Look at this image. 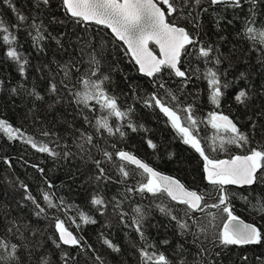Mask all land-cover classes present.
<instances>
[{"label": "trees", "instance_id": "obj_1", "mask_svg": "<svg viewBox=\"0 0 264 264\" xmlns=\"http://www.w3.org/2000/svg\"><path fill=\"white\" fill-rule=\"evenodd\" d=\"M9 2L28 17L27 21L21 23L17 19ZM9 2L0 0V22L16 37L11 47L27 63L21 74L18 64L6 56L9 45L0 39V81L3 82L0 84V119L20 129L23 134L9 139L0 132V238L20 246L18 264H41L43 259L48 264H65L62 259L64 252L74 257L68 264H101L97 256L101 257L102 264H141L138 249L144 246V241L130 226L132 208L137 205L145 212L144 235L149 243L155 245L149 251L162 252L171 264H179L180 259H184L186 264H264V240L247 247H224L201 237L202 246L207 249L201 253L200 241L193 243L192 235L181 234L176 222L156 207V204L164 203L173 209V214L182 217L183 205L167 197L156 199L150 194L143 197L127 194L130 198L125 199L126 185L117 182L120 176L116 166L121 162L115 156L117 151H128L154 169L178 178L187 188L214 194L213 186L204 178L202 160L195 150L183 143L181 135L158 106H146L145 101L153 94L173 107L181 115L182 122L185 113L181 109L191 106L199 122L198 132L194 134L204 146L211 144L217 135V130L208 123L211 112L228 116L239 131L248 136V144L243 147L230 145L226 152H212L206 147L210 158H229L231 155L249 154L252 149L264 150V44L250 39L252 34H245L247 27L264 30V0H256L255 4L242 0V8L211 5L210 0H202L200 8H193L191 5L185 7L183 0H178L186 18L177 13L167 17L169 22L184 27L203 46L210 44L214 49L213 58L205 64L202 58H197L199 45L195 48L187 46V54H182L179 65L192 77L186 86L183 78L176 77L166 68L150 78L141 75L122 43L115 40L107 28L77 24L65 14L62 0H49L47 8L43 5L35 7V0ZM189 11L190 17L187 16ZM33 20L41 26L45 37L38 47L32 39L35 35L30 28ZM82 45H86L83 53ZM93 53L99 61V70L93 79L107 76L102 86L108 95L116 97L121 110L131 108L124 120L109 118L110 126H120L124 137L97 133L92 124L85 122L84 116L94 124L101 115L99 106L90 101V108L97 110L85 109L64 87V84H69L70 87L75 86L73 91L80 90L81 85L77 81L89 68V54ZM215 57H219V64L215 63ZM70 62L76 64L80 72L72 69L68 80L64 78L62 68ZM208 68L216 71L222 85H227L221 89L223 95L219 107L209 100L210 86L203 76ZM162 83L163 88L160 87ZM52 84L56 85L55 92L50 90ZM13 88L15 93L11 91ZM240 91L247 93L244 103L235 99ZM172 96L176 99L173 100ZM128 120L136 131L127 127ZM45 132L49 135H43ZM81 133L93 136L92 144H85L83 150L79 147L83 143ZM219 134L224 135L222 131ZM29 137L38 145L46 144L57 155L37 151L25 142ZM149 140L155 148L149 147ZM101 149L113 153V160L107 161ZM97 160L102 161L100 166L111 177L110 180L96 179L99 174ZM139 179L137 175L127 184H135ZM22 184L27 185L31 195L45 207L41 216L35 215L38 209L32 201L25 199ZM49 184L52 187L49 188ZM226 189L231 193L233 213L257 225L264 233V213L254 210V206L264 202V180L249 187L226 186ZM42 192L51 193L56 203L62 200L67 211L48 209ZM96 196L103 198L106 206H94L91 200ZM117 201L122 202L120 208L128 213L123 222L120 209H115ZM205 202L212 204L216 201L206 196ZM210 211L215 213L217 210ZM80 213L91 217L95 223H83ZM56 217L81 239L83 251L66 245L55 246L53 241H58L54 227ZM9 221L15 222L23 233L22 237L16 228L11 233L7 232L6 229L12 226ZM104 239L117 245L120 251L109 249L104 245Z\"/></svg>", "mask_w": 264, "mask_h": 264}, {"label": "snow or ice", "instance_id": "obj_2", "mask_svg": "<svg viewBox=\"0 0 264 264\" xmlns=\"http://www.w3.org/2000/svg\"><path fill=\"white\" fill-rule=\"evenodd\" d=\"M5 2H9V0H5ZM244 2L255 4L256 0H244ZM201 4L202 0H183L185 7L191 5L193 8H200ZM210 4H223L233 8L243 7L242 0H210ZM41 5L47 8L49 0H35V7L40 8ZM62 6L65 14L77 24L94 23L95 25H103L107 29H110L115 38L126 45L125 51L126 53H131V57L139 66V71L149 77H153L166 68L176 77L183 78L184 86H186L192 77L189 76L187 71L181 70L179 65L182 54H187V46L191 45L195 48L199 45L197 58H202L205 64H208L210 59L213 58L214 49L212 45L203 46L184 27L177 26L174 22H169L167 17L174 16L177 13H179L181 18H186L184 9L179 6L178 0H62ZM9 7L13 8L17 19L21 23L27 21L28 17L19 13L10 2ZM201 10L206 11L207 9ZM187 16H191V11L187 13ZM249 23L252 22L249 21ZM13 27L18 28L19 25H13ZM30 28L35 31L32 39L38 47L40 41L45 38L41 32V26L33 20ZM0 33H3L0 39L9 45L6 56L18 64L19 70L23 74L24 65L27 61L22 59L14 47H11L16 37L11 34L9 28L3 22H0ZM29 34L32 35L31 32ZM245 34H252L249 37L250 39L253 41L259 40L260 43L264 44V30L247 27ZM150 43H154L159 47L161 58H158L150 50ZM85 47L86 45L81 46L82 53ZM220 62L219 57H215V63L219 64ZM88 63L89 68L86 73L82 74L77 81L81 85L80 90L73 91L75 86L70 87L69 84H64V87L75 97V102L82 104L85 109L97 110L90 108V101H95L96 105L99 106L98 111L101 112V115L96 118L94 124L87 116H84L85 122L92 124L97 133L102 135L103 132H107L109 136L119 134L121 137H124L125 133L120 126H116L115 128L110 126L109 118L115 117L119 120H124L128 117L131 108L121 110L116 97L108 95L102 86L104 81L108 79L107 76H104L102 79H93V77L97 76L99 70V61L94 53L89 54ZM72 69L78 73L80 72L79 67L71 62L63 66L62 71L65 79H71L70 73ZM195 71L198 72L199 69ZM203 76L210 86V103L219 107L220 98L223 95L221 89L222 87H227V85L221 84L218 74L211 68L206 69ZM2 83L0 81V84ZM160 87L163 88L164 84L162 83ZM50 90L55 92L56 85L52 84ZM11 91L15 93L16 89L13 88ZM32 94L36 95L35 93ZM37 98L39 97L37 96ZM172 99L175 100L176 97L172 96ZM235 99L239 103H244L247 99V93L240 91ZM145 104L146 106H152L153 104L158 106L160 111L168 117L172 127L181 135L183 143L190 145L202 157L204 161L203 171L206 174L207 182L213 186L214 194L198 193L195 190H190L178 179L162 175L135 155L120 150L115 153V156L121 162L116 166L120 176V180L117 182L126 185V195L124 198H130L127 194H139L142 197L145 194H150L153 198L160 199L167 197L170 201L183 205L184 207L181 209L183 212L182 217L173 214V209L164 203L156 204V207L162 214L176 222L181 234L192 235L194 238L193 243L200 241L199 252L201 253L207 251L202 246L203 240L224 247L230 245L260 244L264 240V233L255 225L245 223L234 215L230 204L231 193L227 191L226 186H251L260 180H264V150L252 149L249 154L231 155L228 159L210 158L206 154V147L212 152H226L230 145L243 147L248 144V136L240 132L237 125L228 116L211 112L209 113L210 119L208 123H210L213 129L217 130V135L212 138L211 144L204 146L198 135L194 134L198 132L199 122L193 115L191 106L181 109L185 113L182 122L181 115L155 94L146 100ZM127 127L131 128L132 131L137 130L131 120L127 121ZM221 131L224 135L219 134ZM0 132L6 134L9 139L23 136L20 129L14 128L3 119H0ZM43 135H49V133L45 132ZM80 139L83 143L79 147L83 150L85 144H92L93 136L81 133ZM25 142L31 144L39 152L48 153L53 156L57 155L46 144L38 145L30 137ZM148 145L155 148L151 140L148 141ZM93 146L96 147V145ZM113 147L115 146L113 145ZM101 151L107 161L113 160V153L108 152L106 149H101ZM65 155H68V153H65ZM95 163L99 173L96 179L106 178L110 180L111 177H108L105 169L100 166L102 161L97 160ZM129 165L134 167L129 168ZM41 171L43 170L41 169ZM137 175L140 176V179L136 180L135 184L128 185L129 179L135 180ZM21 186L26 193L25 199L32 201L35 208L38 209L35 215L39 217L41 214H44L45 207H42L36 197L31 195L28 186L23 184ZM50 187L52 186L49 184ZM206 196L213 198L216 202L212 204L206 203ZM42 199L48 209H63L67 211V207L64 206L63 201L61 200L59 203H56L49 192H42ZM91 203L94 206H106L103 198L98 196L93 197ZM121 203V201H117L115 209H120L119 215L121 222H123L128 213L120 208ZM210 209H216L217 211L213 213ZM254 210L264 213V202H261L258 206H254ZM132 213L130 226L139 235L140 239L144 241V246L138 249L141 264H171V261L162 252L149 251V249H154L155 245L147 241L143 232L144 210L137 205L132 208ZM195 213H202L203 215L197 216ZM80 220L85 224L95 223L91 217L86 216L84 213H80ZM8 223L12 226L6 229L7 232L11 233L13 228H16V231L20 232L19 227L14 221H9ZM54 227L58 233V241H53L57 248H60L61 245H66L80 248L82 251L84 250L81 239L65 227L63 220L56 217ZM20 236H23L22 232H20ZM201 237H203V240L200 239ZM103 243L114 252L120 251V248L108 239H104ZM163 243L167 244L168 241H163ZM19 247L15 243H10L0 238V264H18L19 257L17 252ZM88 247L90 248L91 246L89 245ZM62 259H64L65 264H68V261L74 259V257H70L67 252H64ZM96 259L101 261L102 264L101 257L97 256ZM41 264H48V261L43 259ZM179 264H186V261L180 259Z\"/></svg>", "mask_w": 264, "mask_h": 264}, {"label": "water", "instance_id": "obj_3", "mask_svg": "<svg viewBox=\"0 0 264 264\" xmlns=\"http://www.w3.org/2000/svg\"><path fill=\"white\" fill-rule=\"evenodd\" d=\"M90 24H94V23H90ZM99 26H103V25H99ZM178 26V25H177ZM104 27V26H103ZM180 27H182V26H180ZM106 28V27H105ZM108 31L110 32V34L114 37V39L115 40H117L118 42H120V43H122V45L124 46V48L126 49V45H124L123 44V42L122 41H119L118 39H116L115 38V36H114V34L111 32V30L110 29H108ZM151 45L153 46V47H155V50H153L152 49V47H151ZM149 48H150V50L153 52V54L154 55H156L158 58H161V56H160V52H159V47L157 46V45H155L154 43H150L149 44ZM128 55L130 56V58L134 61V63H135V60L131 57V53H128ZM136 64V63H135ZM136 66H137V68H138V71H139V66L136 64ZM139 73L141 74V75H143V76H145V77H148V78H150L149 76H147V75H145L144 73H141L140 71H139ZM126 152H128V151H126ZM130 153V152H129ZM132 154V153H131ZM134 155V154H133ZM197 155L200 157V155L197 153ZM242 155H244V154H242ZM138 158V157H137ZM201 158V160H202V165H203V167H204V161H203V159H202V157H200ZM222 159H228V158H222ZM142 161V160H141ZM144 162V161H143ZM146 163V162H145ZM150 166V165H149ZM153 168V167H152ZM154 169V168H153ZM154 170H156V169H154ZM156 171H158V170H156ZM158 172H160V171H158ZM162 175H167V176H170V177H173V178H175V179H178V178H176V177H174V176H172V175H169V174H166V173H163V172H160ZM203 174H204V178H205V180H206V174L204 173V171H203ZM179 180V179H178ZM180 181V180H179ZM181 182V181H180ZM206 182H207V180H206ZM182 183V182H181ZM208 183V182H207ZM229 186H231V187H236V188H242V187H249L248 185H244V186H239V185H229ZM186 187V186H185ZM187 188V187H186ZM189 189V188H188ZM191 190V189H190ZM235 215V214H234ZM238 217V216H237ZM240 218V217H239ZM242 221H244L245 223H250V222H247V221H245V220H243L242 218H240ZM250 224H253V223H250ZM253 225H255V224H253ZM256 227H258L257 225H255ZM254 245V244H253ZM238 246H245V247H247V246H250V245H238Z\"/></svg>", "mask_w": 264, "mask_h": 264}]
</instances>
